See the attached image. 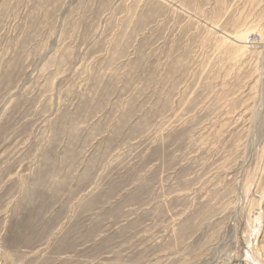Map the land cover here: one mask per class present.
Listing matches in <instances>:
<instances>
[{
	"label": "rangeland",
	"instance_id": "1",
	"mask_svg": "<svg viewBox=\"0 0 264 264\" xmlns=\"http://www.w3.org/2000/svg\"><path fill=\"white\" fill-rule=\"evenodd\" d=\"M251 247L263 262L264 0H0V264Z\"/></svg>",
	"mask_w": 264,
	"mask_h": 264
},
{
	"label": "bare ground",
	"instance_id": "2",
	"mask_svg": "<svg viewBox=\"0 0 264 264\" xmlns=\"http://www.w3.org/2000/svg\"><path fill=\"white\" fill-rule=\"evenodd\" d=\"M246 34L247 33H243V32H241L240 34H238V35H236V37H235V40L236 41H239V43H241L242 41L244 42L245 40H247L246 39ZM246 47L245 46H242V50H244ZM257 204L258 203H256L255 205H256V207L257 208H259L258 206H257ZM260 208L259 209H257V210H255V213H253V216H252V219L251 220H249V219H247L246 221H245V223H246V226H248V227H253L255 224H258L259 223V221L261 220V214H260ZM249 235V234H248ZM252 250V251H251ZM256 250L257 249H255V248H253V247H251L250 248V253H252V254H249V257H247L248 258V261H252L251 263L253 264H263L264 263V261L262 262V260H261V258L259 257V254L256 252ZM259 251V250H258ZM252 255V256H251ZM250 259V260H249ZM249 263V262H248ZM250 263V264H251ZM221 264V263H220Z\"/></svg>",
	"mask_w": 264,
	"mask_h": 264
}]
</instances>
